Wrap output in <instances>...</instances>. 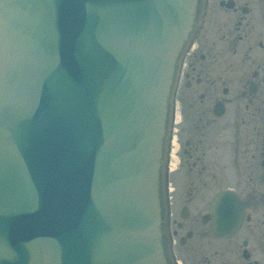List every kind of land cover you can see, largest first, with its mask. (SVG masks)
<instances>
[{
  "label": "water",
  "instance_id": "obj_1",
  "mask_svg": "<svg viewBox=\"0 0 264 264\" xmlns=\"http://www.w3.org/2000/svg\"><path fill=\"white\" fill-rule=\"evenodd\" d=\"M204 1L0 0V264H172V97Z\"/></svg>",
  "mask_w": 264,
  "mask_h": 264
},
{
  "label": "flooded vegetation",
  "instance_id": "obj_2",
  "mask_svg": "<svg viewBox=\"0 0 264 264\" xmlns=\"http://www.w3.org/2000/svg\"><path fill=\"white\" fill-rule=\"evenodd\" d=\"M205 8L175 96L168 239L175 264H264V0ZM227 191L240 203L211 207ZM240 205L239 228L216 234L211 223L223 219L214 215Z\"/></svg>",
  "mask_w": 264,
  "mask_h": 264
}]
</instances>
